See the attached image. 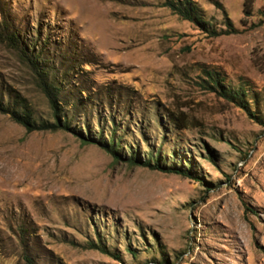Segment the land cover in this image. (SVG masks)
Wrapping results in <instances>:
<instances>
[{
  "label": "rangeland",
  "instance_id": "374dc122",
  "mask_svg": "<svg viewBox=\"0 0 264 264\" xmlns=\"http://www.w3.org/2000/svg\"><path fill=\"white\" fill-rule=\"evenodd\" d=\"M194 1L215 32L223 8L236 33L206 34L164 0H0L3 104L52 119L27 62L45 42L79 107L73 128L204 180L115 163L0 113V264H264V0L249 16L244 0ZM204 71L243 91L257 121L206 90ZM99 241L120 261L87 249Z\"/></svg>",
  "mask_w": 264,
  "mask_h": 264
},
{
  "label": "trees",
  "instance_id": "16d2710c",
  "mask_svg": "<svg viewBox=\"0 0 264 264\" xmlns=\"http://www.w3.org/2000/svg\"><path fill=\"white\" fill-rule=\"evenodd\" d=\"M252 2L253 0H244V14L248 16L251 13ZM163 7L168 8L173 15L178 16L182 20L191 22L198 30L206 34L219 36L236 33V30L234 29L230 19L225 14L223 8H221V10L223 12L226 30L215 32V30L209 27L208 21L205 19L202 10L198 7L194 0H164ZM12 38L15 39L13 35ZM44 41H47V38L44 39ZM44 44L46 43L44 42ZM44 44L41 42L36 44L38 48L40 47L36 53L29 50L31 55L27 58V62L31 71L35 73L38 87L48 102L52 119L38 122L35 118H33L32 108L30 105H28L25 100L21 98L19 100L15 99L12 104H3L0 101V113L10 116L14 122L24 127L27 132H68L78 138L83 144L95 145L101 148L112 157L115 163L122 161L131 167H141L151 171L178 175L193 179L199 183H204L203 179L194 177L184 168L169 166L159 155L150 153L146 154L145 157H142L132 150L133 147L130 152L127 151L129 153L120 152L118 138L116 139L112 136L104 137L102 134L103 132H99V134H96L95 137L87 134L83 130L73 128L71 125V120L73 119L71 114L75 116L78 113L77 109H79V107L72 102L70 97L65 98L62 95L65 85L64 81L61 77L59 78L54 73L51 75L54 70L53 67H50L51 64L49 63L51 62L43 59L42 57L44 51L41 50V48L45 47ZM64 73L63 77L66 76V72ZM204 74L206 80H204L203 83L205 84L204 87L206 90L234 104L236 107L243 110L248 117L257 121V116L249 107L243 91L232 92L229 90L216 72L204 71ZM78 93L80 96L85 95L86 98H89L87 97V91L84 88H78ZM114 131L115 130H112V132ZM87 249L98 251L101 254L112 257L114 260L120 261V257L110 253L101 241L98 243L89 242ZM24 259L27 264H33L28 257L25 256Z\"/></svg>",
  "mask_w": 264,
  "mask_h": 264
}]
</instances>
